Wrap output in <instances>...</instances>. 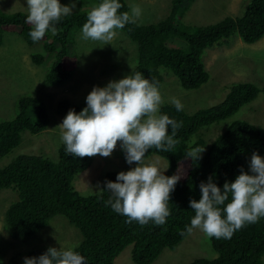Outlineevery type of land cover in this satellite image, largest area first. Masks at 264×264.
Here are the masks:
<instances>
[{"label":"trees","instance_id":"1","mask_svg":"<svg viewBox=\"0 0 264 264\" xmlns=\"http://www.w3.org/2000/svg\"><path fill=\"white\" fill-rule=\"evenodd\" d=\"M194 1L172 0L169 14L160 22L150 25L128 23L119 29L137 49V59L130 75L140 72L159 88L164 82V72H168L178 79L184 90H195L209 79L202 61L206 49L226 45L227 40L235 36L246 44L257 43L264 37V0H246L240 16H228L213 24L190 27L180 19ZM119 3L122 5L119 13L129 12L126 0H119ZM87 14V11L79 10L61 17L54 23L56 35L49 30L43 39L34 43L29 35L32 26L25 22L27 13L0 10V46L6 31L21 37L28 46L41 45L42 51L32 54L31 62L41 65L46 55H53L45 83L51 87L61 86L73 78L79 67V58L71 52L69 42L71 32L82 29L87 22ZM170 40L185 42L187 49L169 47ZM261 91L252 83H235L226 95L224 90L222 101L192 114L184 108L177 111L174 104L160 106L158 115L182 122L174 136L169 126L168 135L173 139L170 151L153 147L144 157V160L154 155L161 157L168 164L163 174L180 176L171 193L170 215L164 225L127 223V217L107 205L111 193L101 189L105 188L107 181L115 182L120 171L106 172L94 193L83 195L76 191L74 180L78 174L89 170L92 157L77 158L68 154L61 141L55 151L56 158L23 153L0 169V190L12 189L16 193L15 201L4 213L6 232L13 239L27 240L59 216L79 231L81 240L72 250L84 256L85 264H114L127 247L132 248L133 264H152L163 251L176 249L188 236L180 233H186V227L190 226L195 215L189 202L201 198V182L207 183L211 177L223 191L225 182H234L241 170L248 172V160L253 153L264 155V129L249 123H230L210 143L203 134L255 100ZM86 106V99L76 102L61 98L54 111L64 119L69 110L78 114ZM49 109V104L37 96L25 95L18 99L15 116L0 121V159L20 145L24 133L37 135L49 129L52 121ZM197 147H205L200 158H187L186 154ZM118 155L126 161L121 146ZM230 201L229 195V200L219 207L223 209ZM209 242L216 257L194 259L189 264H263L264 217L256 223L245 224L230 239L213 237ZM45 252L32 249L22 255L23 260L39 257ZM11 262L19 263L15 258Z\"/></svg>","mask_w":264,"mask_h":264},{"label":"rangeland","instance_id":"2","mask_svg":"<svg viewBox=\"0 0 264 264\" xmlns=\"http://www.w3.org/2000/svg\"><path fill=\"white\" fill-rule=\"evenodd\" d=\"M171 1L126 0L130 14L132 6L140 7L141 15L135 21L140 25L156 24L163 20L169 14ZM72 2L73 0H60V3L66 6H71ZM100 3L102 0H75L72 11L89 12ZM245 3L246 0H195L183 11L180 20L190 27L206 26L228 16H240L245 9ZM0 10L6 13L19 11L28 14L26 0H0ZM71 34L69 47L79 58V67L71 80L61 86L51 87L45 83V74L53 61V55H46L43 64L35 65L31 62V55L41 52V45L28 46L21 37L8 31L4 32L0 46V121L15 116L17 101L25 95L45 100L50 106L52 121L49 129L40 134L24 133L20 145L0 159V169L23 153L56 158L55 151L62 141L59 125L63 121L54 111L56 102L61 98L82 101L93 87H106L110 81H118L130 75L137 59V49L123 32L117 30L115 38L107 45L82 39V29ZM175 41L170 40L167 45L187 49L185 42ZM216 46L206 49L202 56L209 75L207 83L195 90H184L174 75L164 72V82L158 88L163 104H173L171 98L175 97L190 114L222 101L232 84L252 83L262 90L255 100L241 107L235 114L203 131L207 143L234 121H243L264 129V37L257 43L246 44L235 36L229 38L226 45ZM119 148L120 143L110 157H92L89 170L78 174L74 180L76 191L83 195L94 193L100 186V178L106 172H127L136 167V163L130 165L118 155ZM261 157L264 158V155ZM250 161L251 158L248 160L249 175L252 174ZM143 163L157 166L161 173L166 171L168 165L167 161L155 155L143 160ZM15 199L14 190H0V264H15L11 262L13 258L19 261L18 264H24L22 255L32 249L47 251L49 247H55L68 250L73 249L81 240L79 231L59 216L30 239H13L4 228V213ZM131 250V247L125 248L114 264H133ZM215 257L209 239L201 230L194 229L176 249L163 251L152 264H189L194 259ZM262 261L264 264V257Z\"/></svg>","mask_w":264,"mask_h":264},{"label":"clouds","instance_id":"3","mask_svg":"<svg viewBox=\"0 0 264 264\" xmlns=\"http://www.w3.org/2000/svg\"><path fill=\"white\" fill-rule=\"evenodd\" d=\"M28 15L26 23L32 26L29 35L34 43L44 38L61 17L71 14V6L60 0H26ZM119 0H102L87 14L82 27V39L99 41L107 45L115 38L117 30L128 23H135L141 15L139 6L129 12L119 13ZM177 111L183 110L179 99L171 98ZM87 106L78 114L69 110L62 123L61 140L66 152L77 158L110 157L118 142L125 153L128 164L137 166L117 174L116 181H107L105 188L111 193L107 205L127 217V223L137 222L141 226L149 222L164 225L170 215L168 203L180 176H165L155 165L144 164L149 149L170 151L173 139L168 135L169 126L174 136L182 126L167 115H158L163 98L155 83L145 79L140 72L118 81H110L106 87H93L86 97ZM205 147L194 148L187 158L197 160ZM251 175L241 170L234 182H225L223 191L209 177L207 183L199 185L201 198L190 200L195 215L186 233L201 230L210 239H230L236 230L245 224L256 223L264 217V158L253 153L250 161ZM227 203L221 209V205ZM106 205V206H107ZM24 264H85V258L72 249L55 247L39 257L25 258Z\"/></svg>","mask_w":264,"mask_h":264}]
</instances>
